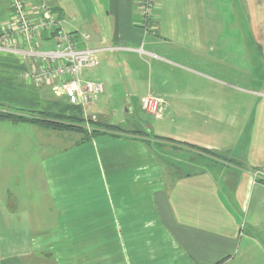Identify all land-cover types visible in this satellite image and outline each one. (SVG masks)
<instances>
[{
    "label": "crops",
    "instance_id": "crops-1",
    "mask_svg": "<svg viewBox=\"0 0 264 264\" xmlns=\"http://www.w3.org/2000/svg\"><path fill=\"white\" fill-rule=\"evenodd\" d=\"M75 1L71 30L115 47L82 75L104 92L73 103L26 77L32 43L0 44V104L123 129L81 141L0 118V264H264V182L251 176L264 167V0H158L152 33L137 0H51L64 27ZM11 22L0 0V32ZM149 93L160 114L142 109ZM117 100L113 120L101 110Z\"/></svg>",
    "mask_w": 264,
    "mask_h": 264
},
{
    "label": "built area",
    "instance_id": "built-area-1",
    "mask_svg": "<svg viewBox=\"0 0 264 264\" xmlns=\"http://www.w3.org/2000/svg\"><path fill=\"white\" fill-rule=\"evenodd\" d=\"M12 9V22L0 32L2 46L22 43L33 44L26 51L33 66L26 77L48 84L58 95L68 96L73 103H90L104 91L101 82L82 79L84 70H94L100 65L99 53L115 47H91L87 36L68 31L64 20L52 12L51 0H7ZM158 0H137L139 24L147 32H154ZM46 42H49L45 47ZM164 100L152 93L142 99V108L151 114L163 111ZM254 181L264 182V167L251 172Z\"/></svg>",
    "mask_w": 264,
    "mask_h": 264
},
{
    "label": "trees",
    "instance_id": "trees-1",
    "mask_svg": "<svg viewBox=\"0 0 264 264\" xmlns=\"http://www.w3.org/2000/svg\"><path fill=\"white\" fill-rule=\"evenodd\" d=\"M73 31V30H68ZM48 119H47V118ZM0 118L8 119L12 122L18 123L22 121H28L32 123H38L48 127H54L61 130H72L80 131L85 133V136L81 141L91 138V136L99 135L103 132H115L121 131L123 128L120 125H113L105 123L104 121L90 120L92 126L91 131H88L86 121L83 118H76L68 115L54 114L51 112H25L21 113L18 109H13L5 105L0 104ZM71 121V122H69ZM75 121V122H74ZM141 133L145 139H149L148 132H137ZM154 138V137H152Z\"/></svg>",
    "mask_w": 264,
    "mask_h": 264
},
{
    "label": "rangeland",
    "instance_id": "rangeland-1",
    "mask_svg": "<svg viewBox=\"0 0 264 264\" xmlns=\"http://www.w3.org/2000/svg\"><path fill=\"white\" fill-rule=\"evenodd\" d=\"M226 1V7H231V5L233 4V0H225ZM238 5V4H237ZM76 1H75V7H74V11H73V13L71 12L70 14H68V19H67V24H66V29H68V30H71L73 27H74V20L76 19ZM236 16V15H235ZM242 17H243V14L241 15ZM233 17H234V15L233 14H231L229 11H226V15H225V21H226V23H231V22H233ZM108 47V46H107ZM104 48V47H103ZM148 58V57H147ZM148 67V66H147ZM146 67V68H147ZM87 71H92V70H89V69H86V70H84V73L85 72H87ZM82 79L83 80H85L83 77H82ZM127 88H129V87H127ZM127 89H126V86H125V91H126ZM104 92V91H103ZM103 92H101V93H103ZM124 93V92H123ZM123 93H121V94H123ZM129 94H130V97L132 98V97H134V95H132V93L130 92V93H125V96L127 97V98H129ZM99 96V95H98ZM97 96V97H98ZM117 97H122V95H118ZM119 98H118V100H119ZM118 100L115 102V105H112L114 108H116V109H110L109 107H107L105 110H101V112L102 113H105V114H107V115H111L112 117H113V120H117V118H119L120 117V115H122L123 113H124V109L123 108H121L120 106H118ZM90 107V106H89ZM143 109V108H142ZM144 110V109H143ZM115 111H117V114L115 115ZM146 113H148V114H151V113H149V112H147L146 110H144ZM27 112H32V111H27ZM35 112V111H34ZM96 112H98V110L96 111ZM138 112H140V117H142V115H143V117L145 116L144 115V113L143 112H141V111H138ZM151 115H153V114H151ZM155 115V114H154ZM47 118V117H46ZM49 118V117H48ZM47 118V119H48ZM96 121H98V119H96ZM69 122H71V121H69ZM75 122V121H74ZM91 125V124H90ZM87 126V125H86ZM152 141V140H151ZM154 146H156V149L158 150V152L160 153V155H161V158H162V160H164L165 161V163H166V165H167V160L169 159V158H171V157H169V151H170V149H168V148H164V147H162V148H160V146H159V144H153ZM36 149V148H35ZM166 151H168V152H166ZM170 160V159H169ZM35 162H36V159H35ZM38 164V163H37Z\"/></svg>",
    "mask_w": 264,
    "mask_h": 264
}]
</instances>
